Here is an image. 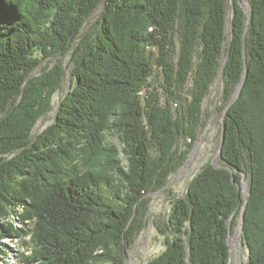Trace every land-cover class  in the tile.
<instances>
[{
  "label": "trees",
  "instance_id": "trees-1",
  "mask_svg": "<svg viewBox=\"0 0 264 264\" xmlns=\"http://www.w3.org/2000/svg\"><path fill=\"white\" fill-rule=\"evenodd\" d=\"M248 4L249 15L243 0H0V261L17 239L24 264H124L148 193L187 159L220 75L218 162L232 170L197 171L146 264H229L242 213L246 264H264V0ZM67 54L73 86L34 134L65 70L34 71Z\"/></svg>",
  "mask_w": 264,
  "mask_h": 264
},
{
  "label": "rangeland",
  "instance_id": "rangeland-1",
  "mask_svg": "<svg viewBox=\"0 0 264 264\" xmlns=\"http://www.w3.org/2000/svg\"><path fill=\"white\" fill-rule=\"evenodd\" d=\"M245 7L248 6V0H243ZM102 11L100 6L92 17L85 24L84 30L92 28ZM231 10L229 8V14ZM58 60H61L65 70L64 79L61 88L57 90L52 97V108L44 116H42L33 133L38 134L48 125H50L56 114L60 101L64 98L67 92L72 88L74 78L72 75L71 55L52 56L38 66L34 74H39L45 67H52ZM154 85L158 86L159 79L154 78ZM223 82L219 75L211 87V91L206 97L203 104V125L199 128L197 139L194 141L193 147L189 151L187 159L169 178L166 186L153 190L148 193L150 197L149 210L146 216V225L137 235V238L132 246L127 248V255L124 264H146L150 259L157 256L165 248V233L161 229L165 228L168 220L170 208L175 198L184 196L187 191V186L192 177L201 169L207 162L220 161L218 148L220 143V131L222 123V102H223ZM108 143L115 144L121 151V157L125 162L122 154V144L119 138L114 134H108L106 138ZM186 141L181 140V148H187ZM248 187L246 175L242 181V188ZM241 235V224L236 227L230 237L232 258L230 264H246L248 261V249L244 245ZM7 247H10L4 264H24L20 259V253L25 250L20 241L5 240Z\"/></svg>",
  "mask_w": 264,
  "mask_h": 264
},
{
  "label": "water",
  "instance_id": "water-1",
  "mask_svg": "<svg viewBox=\"0 0 264 264\" xmlns=\"http://www.w3.org/2000/svg\"><path fill=\"white\" fill-rule=\"evenodd\" d=\"M245 11H246L247 15H249V4H248L247 7H245ZM225 61H226V58L223 61V65H224ZM245 68L247 70V65H245ZM245 77H246V71H245V74L243 75L241 81L239 82V84H238V86L236 88L235 93L233 94V98H232V100H231L230 103H232L237 98V96L239 95V92L241 90V87L243 85V82L245 80ZM230 103H229V105H230ZM225 113H226V109H225V111L223 113V116H222L221 131H220V143H219V148H218V154L219 155L222 152V147H223V143H224L225 123H224L223 120H224ZM212 163L215 165V167H225V168H229L230 170H232L229 166H227L225 164H222L220 162H214V161H212ZM246 189H248V187H246ZM244 192H245V190H244ZM246 198H248V195H246ZM243 217H244V215L242 213V216H241V225L243 223ZM231 226H232V224H231V219H230L229 222H228V227L231 229ZM230 237H231V234L228 236V243H229V246H230V261H231V258H232V248H231ZM239 237L242 238V235H240ZM230 261H229V264H230Z\"/></svg>",
  "mask_w": 264,
  "mask_h": 264
},
{
  "label": "built area",
  "instance_id": "built-area-1",
  "mask_svg": "<svg viewBox=\"0 0 264 264\" xmlns=\"http://www.w3.org/2000/svg\"><path fill=\"white\" fill-rule=\"evenodd\" d=\"M16 241H18L17 239H15ZM4 259L0 261V264H4Z\"/></svg>",
  "mask_w": 264,
  "mask_h": 264
},
{
  "label": "bare ground",
  "instance_id": "bare-ground-1",
  "mask_svg": "<svg viewBox=\"0 0 264 264\" xmlns=\"http://www.w3.org/2000/svg\"><path fill=\"white\" fill-rule=\"evenodd\" d=\"M245 189H246V186H245Z\"/></svg>",
  "mask_w": 264,
  "mask_h": 264
}]
</instances>
